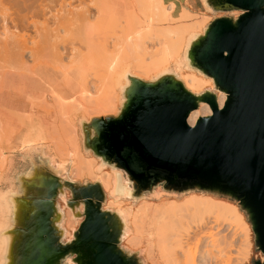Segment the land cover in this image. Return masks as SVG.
<instances>
[{
	"label": "water",
	"instance_id": "95a60500",
	"mask_svg": "<svg viewBox=\"0 0 264 264\" xmlns=\"http://www.w3.org/2000/svg\"><path fill=\"white\" fill-rule=\"evenodd\" d=\"M207 2L215 12H242L237 19H215L189 52L192 65L227 95L224 106L215 93L197 96L172 75L150 82L131 78L120 114L92 119L84 126V143L127 174L136 196L163 185L167 192L235 200L264 255V0ZM202 102L212 114L192 127L189 116ZM56 174L52 167L35 168L21 179L10 264H141L121 249L120 221L104 210L101 186H80ZM66 188L69 208L84 207L67 243L56 226L57 199Z\"/></svg>",
	"mask_w": 264,
	"mask_h": 264
},
{
	"label": "rangeland",
	"instance_id": "374dc122",
	"mask_svg": "<svg viewBox=\"0 0 264 264\" xmlns=\"http://www.w3.org/2000/svg\"><path fill=\"white\" fill-rule=\"evenodd\" d=\"M42 1L43 0H14V1L13 0L12 1L11 0H0V27H1L0 33L3 34V36H5L6 33H7V35H9V33H12V36L16 34L18 37H14V39H17V40H18V38L20 40L23 39L22 42H24V40H25V42L28 41L26 44H29V45H27V46L30 48H31V46H34V49L36 46L35 42L37 43L40 36L43 39H40L38 44H40V42L42 40L44 42V44H41L39 46L41 49H39L38 46H36L39 50H41V52L38 50V52L40 54L37 51H35L37 53L33 52V54L34 53L36 54L35 55L36 57L39 56L37 58L34 55H33V57L30 56L31 54H29V52H31V51L29 49H27L28 51H26V52H24L25 51L24 49H23L24 51L22 50L24 52L23 53L24 57L21 60V62H23L24 58L27 62V64H25L26 65L25 71L22 67V65L25 66L24 63L20 64L21 62H20V60L18 61V59L14 62V59H15L14 54H12L10 52V51H12V49H9V50L4 49V51L3 50L0 51V68H1L0 69V72H1L0 73V91L3 90V88L5 87V84L1 78V76L3 75V73L5 71L21 72V77H18L17 79L13 80V82H10L8 84V88H7L8 92L7 93H9L11 97L6 96L4 99L0 100V109H2V110H0V117L5 116L10 121L9 124H7V126L5 125L4 130H3V127H2L1 122H0V132L2 133V138L8 142V143L7 142L4 143L3 139H2L3 141H1L2 143L0 142V160H2L0 163L1 164L0 165V207L5 205L4 208L6 207V209H7V206L9 204H13V203L17 204V196L19 194L16 191H12L11 189L12 188L14 189L16 187V189H14V190H18L20 192L21 179L23 177H26L27 175H29L30 172H32L35 168L45 169L47 171L48 167H52L57 172L56 175L62 181H70V182H73V183L80 185V186L86 185V184H99L101 186L102 191L106 196V202L104 203V207H103L104 210L115 213L118 220L120 221V225L122 228V237H121L122 241L120 244L121 249L124 250V252H126L128 255H136L138 257L139 261L141 262V264H173L174 260L173 261L170 259L168 260L167 257L164 256L163 254L160 255L159 251L157 250V247L155 244H156V241L158 238L159 228H157V226L155 225L154 214H151L150 211H140V210L138 211V209L141 208L142 206L148 205V206H151L153 209L157 208L160 210V209L169 208V207L174 206V205L182 206V205L186 204L187 202H191L194 200L214 201L216 203L225 204L234 210V212L228 213L226 216V217H228L227 223L231 224V226L234 228V233L225 232L227 227L223 230H220L221 235H225L228 238H231L235 242L233 245V248H232L233 250L228 257L222 258L221 261H219L217 264H254L255 261L264 262V255L262 254V252L258 249V247L256 245L255 234L253 232L252 225L249 221L247 213L240 207L238 202H236L235 200H233L231 198L219 196L217 194L203 193V192H199V191H190V192H185L182 194L174 193V192H167L164 189L163 185L157 186L156 188H154V190L152 192H146L141 197L137 196V198H134V197H129L126 193H123L119 196H114L112 193V188H107L105 186L103 180L101 178H99L100 175L106 174L105 171H110L113 174L124 175V177L126 179H128V176L125 172H122L120 169H117L116 167H113L111 165L106 164V162L103 161L101 158H97L92 151H88L86 149L85 143H84V126H86L94 118L116 117L120 114L121 109H122V105L124 104V91L121 89H122V86L125 82H120L119 83L120 85L116 86V91L119 94V101H118L119 107H118L117 113L116 114H109V113L105 114L104 109L100 108L101 107L100 105H99L100 107L97 106L98 105L97 102H96L97 105L96 104L93 105L94 97H95V99L97 97L98 102H100V100L102 102V99L100 98V96H102L104 94L102 92V89L100 90V88H99L100 86H102V83L100 82V79H99V77L101 76V75L99 76V73H98L99 71L96 72V69H98L99 67H97V65L94 66L96 64V59H94L95 61L88 59L86 62H84L82 64L77 63L75 65L72 64L69 59L74 57V55L71 54L72 52L73 53L77 52V53H79L78 55H82V56L88 55V53L90 51L89 45L91 44V42H96V43L99 42L102 44V43H105L108 41L110 43L116 38V37H114V35L115 36L117 35V37H119L121 44L124 42V40H128L125 36L126 31H123V30H126L127 29L126 24H129L132 21V17L130 18V16H133L132 9H131L132 6H131L130 2L129 3L127 2V0L126 1L125 0H105V3H104V0H98V1L97 0H83V1L82 0H76V1L75 0H64L65 2H68V3L70 2V7H69V4H67L66 5L67 7L64 8L62 5H65L66 3L63 0H61V1H59V0L45 1L44 0L43 2ZM73 1H75V2H73ZM95 1H97L96 2L97 4L100 3V5L106 6V8H108V10L110 7L113 8V9L110 8V10H111V12H110V11H107L106 8H105L106 9V11H105L104 6H103V10L105 12L103 14H106L107 16L111 15V18H113V21L111 18H109L111 20L110 22L107 20V18L109 16L107 17L106 15H103V14L99 16L97 14H94V13H97V9L95 8L96 6L95 7L93 6L95 4ZM116 1H117V4H116ZM120 1H122V2H120ZM33 2H35V3H33ZM54 2H56V3H54ZM62 2L64 4H62ZM185 2H186V4H185ZM191 2H192V0H181V2L179 1L180 6L171 15V17L176 16V15H180L183 11H185L186 7H188L187 4H189ZM40 3H41V5L43 4L42 7H44L46 3L49 6L46 5L47 8L45 7L42 9V8H40L41 7ZM60 3L62 5H60ZM110 3L112 4V6ZM122 3H124V4H122ZM192 3H194L193 8L192 9L190 8V10L194 13L199 14V15H197L198 19L191 22V23L185 24V25H172L169 28V29L174 30V31L179 30V29H182V30L185 29V31H182V32L179 31L178 34L183 39H188V40L192 41V42H189V41L187 42V45H189V48L188 47L184 48L187 51L191 50L192 45L194 44L193 40H196V39H199L200 37H202L205 34L207 27L215 19L224 18V17L237 19L242 14V12H240V11L215 12L212 10V8H211V10H209L208 8H206L205 5H202L201 3L195 4V1ZM35 4L37 7H34ZM52 4L56 5V6H51ZM107 4L109 5V7H107ZM181 4H182V6H181ZM127 5H130V6H127ZM74 6H75V8H74ZM50 7H52V8L50 9ZM86 7L88 10L90 9V12L92 10H94V11H92L94 16L90 17L91 21H92V22L90 21V24H92V29L94 28V30L90 29V31L92 30L89 33L90 35L88 34L86 36V34H84L90 28V27L83 28L84 24H82L81 28H83L82 30H85V32L81 31V29H80L81 32L75 31L74 33L69 34L70 28H68V30H66L67 32H64L65 28H63L62 25L64 24V22L69 20L67 16L65 17V14L68 15L74 10V12L76 13V17L74 16L75 14L74 15L71 14V15H73L74 18L76 20H78V23H79V19L81 17L79 18L77 16L78 15L80 16V13L82 12V10H86ZM35 8H37V9H35ZM38 8H40L42 11L45 10L46 14H45V12H42L41 10H40V12H38V10H39ZM69 8L70 9L72 8V9L69 10ZM66 9L68 12H70V11L71 12L70 13L67 12L68 13L67 14ZM29 10L31 11V15H30ZM34 10H35V12H34ZM55 10L59 11L60 14L63 11L64 16L62 14L61 15L57 14L58 12ZM32 11L34 12V14L36 12H38L39 14L36 13V15H34L32 13ZM50 11H51V13H50ZM52 11L55 12V15L57 14L56 18H58L59 22H57V23H59V26H57L58 24L56 26L53 25L54 20H55V24H56L57 19L56 18L54 19V16H53L54 13ZM41 12L43 14H40ZM37 14H38L39 18L37 16ZM49 14H52V15H49ZM24 16H26V17L28 16V17H27L26 21L23 20L25 22L22 23L21 18ZM31 16L33 18H31ZM48 16H50V17L52 16L53 20H52V18H50ZM59 16L66 18V21H64V19H62V18H59ZM96 16H98V19L95 18ZM43 17H45V18H43ZM6 18L9 19V22H10L11 18L12 19L15 18L16 19L15 21L19 23V25L17 23L16 26L18 25L21 28L20 27L18 28V26H17V27H15L17 29H15L14 27L12 29L11 24H8V26H7L8 30H9V28H11V31H8L3 26V23H2L4 21V19H6ZM19 18L21 19V21L19 20ZM69 18H71V17H69ZM74 18H72V20H74ZM90 18L88 20H90ZM31 19L37 20V23L39 22L38 23L39 26H37L38 28H36V26H35V25H37L36 21H34L36 23L34 25H32L30 23ZM44 19L46 20V22H44L45 21ZM60 19L63 21V24L61 26H60V24H61ZM72 20L69 21L71 25H72V23H71ZM76 20H74V21L77 24ZM127 20H129V21H127ZM47 21H48V23H47ZM106 21L109 22L108 26H106V24H108V23H106ZM126 21H127V23H126ZM32 23H33V21H32ZM81 23H83V22H81ZM111 23L112 24L114 23L113 25L115 26V29H113V31L112 30L111 31L105 30L108 28H105L104 25L106 27H110ZM40 24H41V26L43 25V27L40 28ZM45 24H47L48 29H50L51 27L53 28L54 26L56 28L61 27L59 29V33H56V32H58V30L53 28L54 31L55 30H57V31L56 32L52 31V35H53V33L60 35V31H61L62 32V38L63 37L66 38V41L65 40H64L65 42L63 41L65 44H60L59 51L57 50L59 53H61V55H59L56 50L52 49L53 52L55 51L52 55L56 56L55 57L56 60L53 59L54 57H52L50 55V53H52V52H50V50H51L50 45L47 44L46 41H44L45 38L43 37V34L45 36V33L49 32V30L46 31V29H44L45 28L44 26H46ZM88 24L89 23L87 22L86 25L88 26ZM90 24H89V26H91ZM25 25L26 26L28 25L29 27H26ZM48 25H49V27H48ZM73 25L69 26V24H68V27L74 28ZM77 25H76V28H77ZM101 25H103V26H101ZM66 26L67 25H65L64 27H66ZM116 26L118 29L116 28ZM78 28H80V27H78ZM112 28H114V27L112 26ZM33 29H35V30H33ZM62 29H64V31ZM164 29H166V28H164ZM5 30H6V33L5 34L2 33ZM39 30H41L44 33L42 34V32L41 31L39 32ZM109 30H110V28H109ZM107 31L110 34L105 33ZM36 32H37V34H36ZM76 32H78V34ZM97 32L99 35L97 34ZM64 33H68V34L66 35ZM38 34H39V36H38ZM48 34L49 33H47L46 36ZM72 34L74 35L73 37H72ZM3 36L0 38V40H2V39L6 40V38L4 39ZM60 37H61V35H60ZM31 38H32V40H31ZM62 38H60V39H62ZM91 40H93V41H91ZM150 40L151 39H146V41H148V44H149V42H152ZM32 41H35V42H33L34 45H33ZM52 41H54V40H51L50 44ZM58 41H59V39H58ZM153 42L155 43V41H153ZM59 43H61V42L59 41ZM44 45L46 46L45 49L43 48ZM64 45H66V46H64ZM47 46L50 48H47ZM63 46H64V48H63ZM65 47H66V50H65ZM37 48H36V50H37ZM94 48H95V46H94ZM162 49H164V48L160 47V46L158 47V45L154 48V50H159V53L157 54V57H156L157 59H169L172 56L176 55L175 52L172 51L171 47H166L164 50H162ZM63 50H65L66 52ZM98 50H99V48H98ZM42 52H43V54H42ZM47 52L49 54H47ZM67 52H68V54H67ZM1 53L3 54V56ZM56 54H58V56ZM70 55H72V57ZM57 57H59V58H57ZM139 57L140 56H138L136 54L131 55V53L126 57L122 56V61H120V67H118V78L119 79L124 81V80H129L133 77L132 76L133 75V73H132L133 66L136 63L135 60L139 59ZM33 58H35L34 62H33V60H34ZM47 58H49V59L47 60ZM4 61L6 62L7 65L5 64ZM11 61L13 62V64L11 63ZM54 61H56V63ZM58 61L63 62V65H62V63H59ZM16 62H18V63L20 62L18 64V65H21V66H19V68H22L23 70L22 69L21 70L15 69L18 67L17 65H14V63H16ZM64 63L65 64L67 63V64L65 65ZM147 63H149V62H147ZM8 64H9V67H8ZM10 65H12V66H10ZM28 65H29V67H28ZM99 65H101V63H99ZM15 66H17V67H15ZM32 66L34 68H36L35 70L37 72L42 70L43 73H42V71L39 73L40 74L42 73L41 74L42 77L47 80V85L49 86L48 88L49 89H55L54 91H52L50 93V96L48 94H46V95H35V96L30 95V87H31V85H33L32 83L34 80V75L29 74L30 72L28 73L27 69L29 68V70H30V67H32ZM102 67H100V68H102ZM44 70H45V72H44ZM46 71H47V73H46ZM102 71H100V72L103 74L104 71L103 72ZM142 79H144V78H142ZM208 79L213 81V78L208 77ZM144 81L150 82L148 79H144ZM153 81H155V79H153ZM84 82L88 83V84H86L87 88L89 87L88 89H86V85L83 86ZM90 82H94V83L92 84ZM95 83H98V84H96L97 86H95ZM66 84L69 86L71 85V86L68 87ZM89 85H91V86H89ZM195 89H196V95L197 96H200L205 92L215 93L217 95V100H218V104L220 107L221 102H222L221 99L224 98L223 95H225V93L217 91L215 88L213 91H208V87L205 86L204 84L203 85L195 84ZM58 90H60V91L63 90L62 93H65V96L67 97V103H69V102L73 103L76 100L75 101V107L74 106L71 107V109L73 107L75 108V110L73 108V111H75V112H72V111H71L72 113L70 112L71 115H69L70 116L69 122H67V121L63 122V119L58 118L57 115H56V121H54L55 120V114H54V112H52V110H53V108H54V110L56 109L55 108L56 105L54 103L55 102H56V104H58V103H57V101L53 100L52 96H54V94H56V91L59 92ZM107 90H108V92H110L109 89H107ZM94 92H95V94L96 93L97 94L96 95L93 94ZM89 94H91V95L89 96ZM114 95L115 94H113V96ZM39 96H41V97H39ZM81 96H82V98H81ZM18 97H20V98H18ZM98 97L100 98V100L98 99ZM111 97L112 96L108 97V99ZM10 98H14V99H16V101H12ZM30 98L33 99V103L35 101V103H34L35 106L33 108H31V110H30ZM43 98H44V101H43ZM79 99H81L82 101ZM112 99H113V97H112ZM112 99H110L111 104L114 102V101H112ZM91 100H93L92 103H91ZM87 101H90V102L88 103ZM224 101H226V99H224ZM86 102L88 104H86ZM21 103L22 104L24 103V106L27 108V109L25 108L26 111H24L26 113H24L23 111L21 113V111H19V109H16L17 104L20 105ZM28 103H29V105H28ZM41 103H42V105H41ZM94 103H95V101H94ZM43 104H46V105H44L45 107H43ZM102 104L104 105L103 102H102ZM80 106H82V107L80 108ZM105 107H106V105H105ZM199 109L202 112H207V108H204L202 103H200ZM3 110H5V111H3ZM88 110H89V112H88ZM94 110H95V112H94ZM88 113L89 114L92 113V114L88 115ZM103 113H104V115H103ZM97 114H99V115H97ZM29 115H31L32 117L36 116L37 119L35 117H34V119H36L37 121L39 120L38 123L39 122L41 123V120L42 121L45 120V121H43L42 124H39V125L37 124V126L40 127L42 131L40 129H37L36 131L32 132L33 134L31 133L34 136V132H37V133H35V136H34L35 138L33 136H31L33 138V140L35 141V145H33L31 148H28L25 146L26 147L25 148L22 145L23 144L22 139H24V137L26 136L25 127L19 123L20 121L18 120V118H20V117L30 118ZM58 121L60 123H62V122L65 123V124L62 123L64 128L67 127L66 123H69L70 125H68L69 127L62 130L63 127L60 128L61 126H58V125H60V123ZM46 122H47V124H46ZM64 125H66V126H64ZM48 126H51V127H49L50 129H48ZM54 126H56V128H54ZM68 128L70 130V133H69V130H67ZM59 129H61L62 131ZM72 129H73V131H72ZM44 130L46 131V134L44 133ZM51 130H52L53 135L52 134L50 135ZM56 133H58V135ZM48 134L50 136H54L53 139L57 143L59 142V144H60L59 147H58V144L55 147V145H56L55 141L52 140V137L48 136ZM61 134H63V135H61ZM43 136H45V139ZM42 137H43V139H42ZM53 142H54V144H52ZM52 145L55 147V149ZM57 148H60V149H57ZM58 150H60V152H58V154H57ZM63 152H64V154H63ZM56 154H57L58 159L56 158L57 163L54 164V166H53V165H51L52 159H53L52 156L53 155L56 156ZM60 154H62V156ZM66 154L69 157L66 156ZM59 155L61 156V158L58 157ZM64 157H68V158H64ZM5 159H7L9 161V169L7 171H3V164H4ZM60 159L63 162H60ZM90 162L93 163L94 169L89 167L88 163H90ZM61 164H63V167H60ZM98 175H99V177H98ZM8 193H11V194H8ZM59 194H60V196L57 199L58 213H57L56 226L61 233V237L64 238V242L67 243V242H70L74 239L75 233L78 230V228H79V226L83 220V218H80V215H82L84 207L82 205L80 208L76 209V211L73 210L72 208H69L67 203L70 200H72V193L69 189L66 188V189H64V193L60 192ZM2 200H3V202H2ZM6 209H5V211H7ZM1 221H2V219H0V222ZM13 222L15 223V220H13ZM6 223H7L6 225L8 227L0 232V264H8L6 261V252L5 251L8 248L10 249V247H12L11 244L13 243V241L15 239L14 234L11 233V230H13V228H14V224H12L10 222H6ZM217 231H218L217 228H215L214 233H216ZM160 256H162V257H160ZM164 257H166V259H164ZM67 264H72V260L68 259ZM174 264H184V263L181 260V261H176ZM206 264H215V263L214 262H207Z\"/></svg>",
	"mask_w": 264,
	"mask_h": 264
},
{
	"label": "bare ground",
	"instance_id": "6f19581e",
	"mask_svg": "<svg viewBox=\"0 0 264 264\" xmlns=\"http://www.w3.org/2000/svg\"><path fill=\"white\" fill-rule=\"evenodd\" d=\"M12 1V0H11ZM14 1V0H13ZM44 1V0H43ZM42 1V2H43ZM45 1H48V0H45ZM55 1V0H54ZM59 1H61V0H59ZM64 1V0H63ZM76 1V0H75ZM75 1H73V2H75ZM83 1V0H82ZM98 1V0H97ZM97 1H95V4L93 5L96 9H97V13H94V14H97V15H102L103 13H105L104 12V10H103V6L104 5H100V3L99 4H97L96 2ZM126 1V0H125ZM195 1V4H199V3H201L202 5H205L206 6V8H208L209 10H211V7L208 5V2H207V0H192V2H194ZM24 2V1H23ZM52 2V1H51ZM57 2V1H56ZM56 2H54V3H56ZM65 2V1H64ZM114 2V1H113ZM120 2H122V1H120ZM127 2L129 3L130 2V4H131V6H132V14H133V16H130V18L132 17V21L129 23V24H126V30H123V31H126L125 32V36H126V38L128 39V40H124V42L121 44L120 43V40H119V37H117V35L115 36L114 35V37H116L112 42H105V43H99V42H91V44L89 45V49H90V51H89V53H88V55H86V56H82V55H78L79 53H71V54H73L74 55V57H72V55H70L72 58H70L69 60L71 61V63L72 64H77V63H79V64H82V63H84V62H86L88 59L89 60H93V61H95L94 59H96V64L94 65V66H96L97 65V67H99L98 69H96V72L97 71H99L98 73H99V79H100V82L102 83V86H100L99 88H100V90L102 89V92L105 94H103L102 96H100V98L102 99V102L104 103V105L102 104V102H101V100H100V98L98 97V99L100 100V102H98V100H97V97H96V99H95V97H94V101H95V103H94V101L93 100H91V103H92V101H93V105L94 104H96V102H97V106L98 107H100V108H102V109H104V113L106 114V113H109V114H116L117 113V110H118V107H119V94L117 93V91H116V86L117 85H120L119 83L120 82H125L124 84H123V86H122V89L121 90H123L124 91V95H125V92H126V90L129 88V86L131 85V80L129 79V80H121V79H119L118 78V67H120V61H122V56H124V57H126V56H128L130 53H131V55H134V54H136V55H138V56H140L139 57V59H136L135 61H136V63H135V65L133 66V70H132V73H133V77L132 78H138V79H142V78H144V79H148L149 81H153V79H155V80H157V79H159V78H161V77H163V76H166V75H172V76H174V77H176L178 80H180L182 83H183V85L185 86V88L187 89V90H189L190 92H192L193 94H195L196 95V89H195V84H198V85H205V86H207L208 87V91H213L214 90V88H215V84H214V80L212 81V80H209L208 79V77L202 72V71H200L199 69H197V68H195L193 65H192V62H191V59H190V57H189V52L190 51H187V50H185L184 48L185 47H188L189 48V45H187V42L189 41V42H192V41H190V40H188V39H183L179 34H178V32L179 31H185V29L184 30H182V29H179V30H176V31H174V30H171V29H169L172 25H185V24H188V23H191V22H193V21H195V20H197L198 18H197V15H199V14H197V13H194V12H192L191 10H190V8L192 9L193 8V4L194 3H189V4H187L188 5V7H186V9H185V11H183L180 15H176V16H172L171 17V15L176 11V9L180 6V3H179V0H127ZM13 3V2H12ZM31 3V2H30ZM33 3H35V2H33ZM59 3V2H58ZM66 4L65 5H62V4H64L63 2H62V4L60 3V5H62L64 8H66L67 6V4H69V7H70V2L68 3V2H65ZM78 3V2H77ZM82 3V2H81ZM104 3H105V0H104ZM103 4V3H102ZM111 4V3H110ZM116 4H117V1H116ZM115 4V5H116ZM122 4H124V3H122ZM126 4V3H125ZM32 5V4H31ZM38 5V4H37ZM40 5H41V3H40ZM47 3L45 4V6L44 7H42L43 6V4L41 5V7L40 8H47V6H49V5H47ZM74 5V4H73ZM6 6V5H5ZM12 6V5H11ZM51 6H56V5H51ZM111 6H112V4H111ZM127 6H130V5H127ZM181 6H182V4H181ZM34 7H37L36 6V4H35V6ZM33 7V8H34ZM61 7V6H60ZM59 7V8H60ZM62 7V8H63ZM107 7H109V5L107 4ZM40 8H38L39 10H38V12H40ZM52 7H50V9H51ZM56 8V7H55ZM58 8V9H59ZM74 8H75V6H74ZM91 8V7H90ZM94 8V9H95ZM106 8V6H104V9ZM110 8H112V7H110ZM110 8H109V10H108V8H106L107 9V11H110L111 12V10H110ZM4 9V8H3ZM35 9H37V8H35ZM54 9V8H53ZM72 9V8H71ZM70 8H69V10H71ZM80 9V8H79ZM106 9H105V11H106ZM113 9V8H112ZM130 9V10H131ZM65 10V9H64ZM82 10V9H81ZM92 10V9H91ZM12 11V10H11ZM30 11V10H29ZM42 11V10H41ZM55 11H57V10H55ZM76 11V10H75ZM80 11V10H79ZM92 11H94V10H92ZM91 11V12H92ZM34 12H35V10H34ZM34 12L32 11V13L34 14ZM38 12H36V13H38ZM42 12H45V14H46V11L45 10H43ZM40 13V14H43V13ZM53 12V11H52ZM58 13L57 14H60L59 13V11H57ZM68 11H67V9H66V13H67ZM71 12V11H70ZM70 12H68V13H70ZM74 10L70 13V14H68V15H66L65 14V17L67 16L68 17V21H66V18H63L62 16L60 17L59 16V18H62V19H64V21H66V22H64V24H63V21L60 19V26L63 24L64 26L65 25H67L66 27H64L63 25H62V27L63 28H65V31H64V29H62L64 32H67L66 30H68V28H70L69 29V34L70 33H74L75 31H80V29H81V31H84L85 32V30H82L83 28H87V27H90L89 28V30H87L84 34H86V36L92 31V30H94V28L92 29V24H90V21H91V16H94V14H93V12L91 13L90 12V9L88 10L87 9V7H86V10H82V12L80 13V16L78 15L77 17H81L80 19H79V23H78V20H76L75 18H74V16L76 17V13L74 12ZM14 13V12H13ZM25 13V12H24ZM36 13L34 14V15H36ZM50 13H51V11H50ZM54 13V14H53ZM52 14H53V16H54V19L57 17L56 15H55V12H53ZM65 13V12H64ZM130 13V12H129ZM39 14V13H38ZM38 14H37V16H38ZM52 14H49V15H52ZM63 16H64V14H63V11H62V13H61ZM60 14V15H61ZM71 14H75L74 16L73 15H71ZM114 14V13H113ZM5 15V14H4ZM27 15V14H26ZM30 15H31V11H30ZM33 15V16H34ZM71 15V16H70ZM103 15H106V14H103ZM22 16V15H21ZM41 16V15H40ZM44 16V15H43ZM73 16V17H72ZM107 16V15H106ZM109 16V15H108ZM107 16V17H108ZM3 17V16H2ZM10 17V16H9ZM28 17V16H27ZM27 17L26 16H24V17H20L21 19H22V23L23 22H25L26 21V19H27ZM48 17H50V16H48ZM69 17H71V18H69ZM106 17V18H107ZM142 17V18H141ZM4 18V17H3ZM19 18V20L21 21V19ZM31 18H33L32 16H31ZM38 18H39V16H38ZM41 18V17H40ZM43 18H45V17H43ZM50 18H52V16L50 17ZM72 18H74V20H76L77 21V24H76V22L74 21V20H72ZM90 18V20H88ZM95 18H97L98 19V16H96ZM109 18H111V15L107 18V20L110 22L111 20L109 19ZM7 19V18H6ZM4 19V21L2 22L3 23V26L8 30V24H11V26H12V29H13V27L15 28V27H17L18 25H19V23L18 22H16L15 20V18L14 19H10V22H9V19ZM36 19V18H35ZM57 20H56V24H55V20H54V24L53 25H57V26H59V23H57V22H59L58 21V18H56ZM112 19V21H113V18H111ZM18 20V19H17ZM18 20V21H19ZM23 20H25V21H23ZM45 20V19H44ZM50 20V19H49ZM48 20V21H49ZM52 20H53V18H52ZM70 20H72L71 21V23H72V25L74 26V28L73 27H68V24H69V26H72L71 24H70ZM96 20V19H95ZM105 20V19H104ZM131 20V19H130ZM30 21V20H29ZM32 21H33V23H32ZM34 21H36V23H37V20H33V19H31V24L32 25H34V24H36ZM48 21H47V23H48ZM51 21V20H50ZM75 23H74V22ZM83 22V23H81V22ZM127 21H129V20H127ZM127 21H126V23H127ZM44 22H46V20L44 21ZM69 22V23H68ZM87 22L91 25V26H89V24H88V26L86 25L87 24ZM92 22V21H91ZM98 22V21H97ZM109 22H107L106 21V23H108V24H106V26H108L109 25ZM18 23V25L16 26V24ZM21 23V22H20ZM21 23V24H22ZM39 23V22H38ZM38 23H37V25H35L36 26V28H38L37 26H39L38 25ZM44 24V23H43ZM50 24V23H49ZM82 24H84L83 25V28H81V26H82ZM97 24V23H96ZM114 24V23H113ZM112 23H111V25L114 27V28H112V26L110 25V27H106L105 25H104V27L105 28H108V29H105V30H108V31H113V29H115V26L113 25ZM46 26H44L45 28L44 29H46V31H48L49 30V32H47V33H49L47 36H46V34L47 33H45V36H44V32H42L41 30H39V32L41 31L42 32V34H43V37L46 39H44V41H46V43L47 44H49L50 45V47H51V50H50V52H52V53H50V55L52 56V57H54L53 59H55L56 60V56H53L52 54L55 52H53L52 51V49H54V50H58L59 51V48H60V44H65L64 42L66 41V38L65 37H63L62 38V32L60 31V35H61V37H60V35H58V34H56V33H59V29L61 28V27H53V28H55V29H57L58 30V32H56L57 30H55L54 31V29L51 27L50 29H48L47 28V24H45ZM76 25H77V28H76ZM86 25V26H85ZM10 26V25H9ZM10 26V27H11ZM26 26V25H25ZM94 26V25H93ZM101 26H103V25H101ZM3 27V28H4ZM20 26H18V28H19ZM26 27H29L28 25L26 26ZM41 27H43V25L41 26V24H40V28ZM48 27H49V25H48ZM78 27H80V28H78ZM120 27V26H119ZM4 28V29H5ZM21 28V27H20ZM24 28V27H23ZM35 28V27H34ZM39 28V29H40ZM109 28H110V30H109ZM112 28V29H111ZM116 28H117V26H116ZM164 28H166V29H164ZM0 29H1V27H0ZM15 29H17V28H15ZM14 29V30H15ZM26 29V28H25ZM53 29V30H52ZM74 29V30H73ZM90 29H92L91 31H90ZM118 29V28H117ZM116 29V30H117ZM125 29V28H124ZM29 30V29H28ZM33 30H35V29H33ZM38 30V29H37ZM36 30V31H37ZM43 30V29H42ZM8 31H11V28H9V30ZM7 31V32H8ZM45 31V32H46ZM51 31V32H50ZM52 31L53 32H56V33H53V35H52ZM72 31V32H71ZM80 31V32H81ZM108 31L107 32H105V33H108ZM187 31V30H186ZM13 32V31H12ZM78 32H76L77 34H78ZM88 32V33H87ZM94 32V31H93ZM92 32V33H93ZM2 33H6V30L5 31H3ZM9 33V32H8ZM95 33V32H94ZM1 34V33H0ZM36 34H37V32H36ZM64 34H68V33H64ZM81 34V33H80ZM97 34H98V32H97ZM108 34H110V33H108ZM116 34V33H115ZM10 35V36H9ZM9 35H7V33H6V35L5 36H3V34H1L0 35V38L3 36V38L5 39L6 38V40H0V51L1 50H3L4 51V49L6 50H9V49H12V51L14 52H12V51H10L12 54H14V62L18 59V61L20 60V62H21V60L23 59V53L24 52H26V51H28L27 49H29L31 52H29V54H31L30 56H32L33 57V55L35 56L36 54L35 53H37L38 52V50L39 49H41L39 46L41 45V44H44V42H43V40L40 42V44H38V42L40 41V39H43V38H41V36H40V38H39V40L37 41V43L35 42V41H32V43L33 42H35V45L36 46H38V48L35 46V49H34V46H31V48L30 47H28L27 45H29V44H26L27 42H25V40H24V42H22V40L23 39H19L18 38V40L17 39H14V37H18L16 34L15 35H13L12 36V33H9ZM41 35V34H40ZM90 35V34H89ZM99 35V34H98ZM7 36V37H6ZM38 36H39V34H38ZM70 36V35H69ZM68 36V37H69ZM74 35L72 34V37H73ZM62 38V39H60V38ZM67 37V36H66ZM71 37V36H70ZM33 38V37H32ZM32 38H31V40H32ZM104 38V37H103ZM51 40H54V41H52L51 42V44H50V41ZM58 39H59V41L61 42V43H59V41H58ZM99 39V38H98ZM97 39V40H98ZM146 39H151L150 41H152V42H149V44H148V41H146ZM65 40V41H64ZM198 39H196V40H193L194 41V43L197 41ZM64 41V42H63ZM91 41H93V40H91ZM153 41H155V43L153 42ZM54 42V43H53ZM58 42V43H57ZM102 42V41H101ZM22 43V44H21ZM24 43V44H23ZM45 43V44H46ZM46 44V45H47ZM32 45V44H31ZM33 45H34V43H33ZM158 45V47L160 46V47H163L164 49L166 48V47H171V49H172V51L173 52H175V54L176 55H174V56H172L171 58H169V59H157L156 57H157V54L159 53V50H154V48L156 47ZM26 46V47H25ZM64 46H66V45H64ZM64 46H63V48H64ZM94 46H95V48L97 49H95L94 48ZM23 47V48H22ZM45 45H44V49H45ZM50 47H48L47 46V48H50ZM56 47V48H55ZM26 48V49H25ZM36 48H37V50H36ZM98 48H99V50H98ZM25 51H24V50ZM43 49V50H44ZM95 49V50H94ZM164 49H162V50H164ZM24 52H23V51ZM33 50V51H32ZM42 50V51H43ZM48 50V51H49ZM65 50H66V47H65ZM65 50H63V51H65ZM2 51V52H3ZM35 51H37V52H35ZM40 52H41V50H39ZM57 51V53L59 54V55H61V53H59ZM73 51V50H72ZM97 51V52H96ZM8 52V51H7ZM33 52H35L34 54H33ZM61 52V51H60ZM66 52V51H65ZM71 52V51H70ZM10 53V54H11ZM39 53V52H38ZM2 54V53H1ZM11 54V55H12ZM40 54V53H39ZM42 54H43V52H42ZM45 54V53H44ZM47 54H49L48 52H47ZM58 54H56L57 56H58ZM64 54V53H63ZM67 54H68V52H67ZM66 54V55H67ZM2 56H3V54H2ZM31 57V58H32ZM36 57V56H35ZM37 57H39V56H37ZM36 57V58H37ZM88 57V58H87ZM2 58V57H1ZM11 58V59H12ZM57 58H59V57H57ZM7 59V58H6ZM10 59V58H9ZM34 60H33V62L35 61V58H33ZM49 58H47V60H48ZM8 60V59H7ZM61 60V59H60ZM10 61V60H9ZM8 61V62H9ZM62 61V60H61ZM5 62V61H4ZM19 62V63H20ZM26 62V60H25V58H24V60H23V62H21L20 64H22V63H24V65L25 64H27V62ZM55 63H56V61H54ZM59 63H62V65H63V62H60V61H58ZM89 62V61H88ZM101 63V65L103 66H101V65H99V63ZM147 62H149V63H147ZM11 63L13 64V62L11 61ZM18 62H16V63H14V65H17V66H15V67H17V68H15V69H22V68H19V66H21V65H18L19 64ZM51 63V62H50ZM58 63V64H59ZM98 63V64H97ZM5 64H6V62H5ZM10 64V63H9ZM9 64H8V67H9ZM37 64V63H36ZM65 64V63H64ZM67 64V63H66ZM65 64V65H66ZM70 64V63H69ZM2 65V64H1ZM7 65V64H6ZM13 65V66H14ZM30 65V64H29ZM29 65H28V67H29ZM10 66H12V65H10ZM6 67V66H5ZM4 67V68H5ZM22 67H23V69H24V71H25V69H26V65L25 66H23L22 65ZM96 67V68H97ZM100 67H102V68H100ZM12 68V67H11ZM45 68V67H44ZM49 68V67H48ZM1 69V68H0ZM22 69V70H23ZM36 68H34L33 66L32 67H30V70H29V68L27 69L28 71V73L30 72L31 74H34V75H38L37 77H40V78H42L43 80H44V82L47 84V80L46 79H44L43 77H42V73H43V71L42 70H40L39 72H41L42 71V73L40 74L39 72H37L36 70H35ZM50 69V68H49ZM47 70V69H46ZM104 72H103V71ZM2 71V70H1ZM51 71V70H50ZM68 71V70H67ZM66 71V72H67ZM100 71H102L103 72V74L100 72ZM5 72H7V71H5ZM44 72H45V70H44ZM69 72V71H68ZM1 73V72H0ZM29 73V74H30ZM39 73V74H38ZM46 73H47V71H46ZM101 73V74H100ZM48 75V74H47ZM50 75V74H49ZM54 77V76H53ZM71 77V76H70ZM1 78H3V75L1 76ZM27 78V77H26ZM144 79H142V80H144ZM4 80V79H3ZM40 80V79H39ZM42 81V80H41ZM43 82V83H44ZM7 83V82H6ZM90 83H94V82H90ZM86 84H88V83H86V82H84V84H83V86H85ZM96 84H98V83H95V86H97ZM89 86H91V85H89ZM94 86V87H95ZM89 88V87H88ZM87 88V85H86V89H88ZM96 88V87H95ZM98 88V87H97ZM111 88V89H110ZM104 89V90H103ZM107 89H109V91L110 92H108V90ZM45 90V89H44ZM55 89H49L48 87L46 88V90H45V92H46V94H48L49 96H50V93L52 92V91H54ZM85 90V89H84ZM107 90V91H106ZM41 91V90H40ZM59 92H57L56 91V94H54V96H52V98H53V100L54 101H57V103L58 104H56V102L54 103L56 106H55V110H54V108H53V110H52V112H54V114H55V120L54 121H56V115H57V117L58 118H60V119H63V122H65V121H67V122H69V115H71L70 114V112L72 111V112H75V111H73V108L75 107V101L73 102V103H67V97L65 96V93H62V91H60V90H58ZM86 91V90H85ZM100 92V91H99ZM122 92V91H121ZM93 94H95V92L93 93ZM97 94V93H96ZM95 94V95H96ZM113 94H115L114 96H113ZM45 95V94H44ZM88 95V94H87ZM91 94H89V96H90ZM99 95V94H98ZM117 95V96H116ZM123 95V94H122ZM85 96V95H84ZM104 96V97H103ZM110 96H112L113 97V99H112V97L111 98H109L108 99V97H110ZM224 96V98L223 99H221V105H220V108H222L223 106H224V104H225V102L226 101H224V99H227V95L225 94V95H223ZM39 97H41V96H39ZM87 97V96H86ZM93 97V96H92ZM18 98H20V97H18ZM35 98V97H34ZM46 98V97H45ZM81 98H82V96H81ZM123 98V97H122ZM56 99V100H55ZM110 99H112V101H114L112 104H111V100ZM47 100V99H46ZM79 100H81V99H79ZM97 100V101H96ZM123 100V99H122ZM43 101H44V98H43ZM82 101V100H81ZM121 101V100H120ZM125 101H126V98H125V96H124V103H125ZM46 102V101H45ZM84 102V101H83ZM88 103L90 102V101H87ZM86 102V104H88ZM26 103V102H25ZM34 103H35V101H34ZM33 103V99H31L30 98V110H31V108H33L34 106H35V104ZM38 103V102H37ZM90 103V104H91ZM27 104V103H26ZM40 104V103H39ZM69 104V105H68ZM89 104V105H90ZM116 104V105H115ZM28 105H29V103H28ZM41 105H42V103H41ZM44 105H46V104H43V107H45ZM48 105V104H47ZM100 105V106H99ZM105 105H106V107H105ZM115 105V106H114ZM202 105H203V107L204 108H207V112H202L199 108L197 109V110H195V111H193L191 114H190V116H189V119H188V123H189V125L190 126H195L196 125V123L198 122V120L200 119V118H202V117H206V116H210L211 114H212V110H211V108H210V106L208 105V104H206V103H203L202 102ZM208 105V106H207ZM72 106H74L72 109H71V107ZM42 107V108H43ZM82 106H80V108H81ZM26 107L24 106V103L22 104H17V109H19V111H21V113H22V111L24 112V111H26V109H25ZM39 109V108H38ZM48 109V108H47ZM78 109V108H77ZM101 109V110H102ZM29 110V109H28ZM74 110H75V108H74ZM71 112V113H72ZM88 112H89V110H88ZM93 112V111H92ZM94 112H95V110H94ZM93 112V113H94ZM24 113H26V112H24ZM97 113V112H96ZM104 113H103V115H104ZM90 114H92V113H90ZM89 113H88V115H90ZM32 115V114H31ZM31 115H29V117L30 118H27V117H20V118H18V120L20 121L19 123L20 124H22L24 127H25V132H26V136L24 137V139H22V145L25 147H28V148H31L33 145H35V141L33 140V138L31 137V136H33L32 134V132L33 131H36L37 129H40L41 130V128L40 127H38L37 126V124L39 125V124H42L43 123V121H45V120H41V123L39 122L38 123V121L36 120L37 118H36V116H34L36 119H34V117H32ZM97 115H99V114H97ZM20 116V115H19ZM44 119V118H43ZM54 119V118H53ZM53 121V122H54ZM60 121V120H59ZM58 121V122H59ZM0 122H1V125H2V127H3V130L5 129V125L7 126V124H9V120H8V118L7 117H5V116H1L0 117ZM62 122V121H61ZM62 122V123H63ZM60 123V122H59ZM60 123V125H58V126H61L60 128H62L63 127V124H65V123ZM46 124H47V122H46ZM52 124V123H51ZM62 124V125H61ZM56 125V124H55ZM66 125H67V127H69L68 125H70L69 123H66ZM66 125H64V126H66ZM49 127H51V126H48V129H50ZM67 127H65V128H67ZM54 128H56V126H54ZM64 127H63V129L62 130H64L65 129ZM47 129V130H48ZM52 129V128H51ZM71 129V128H70ZM53 130V129H52ZM52 130L50 131V135L52 134ZM59 130H61V129H59ZM61 130V131H62ZM67 130H69V128L67 129ZM42 131V130H41ZM49 131V130H48ZM57 131V130H56ZM55 131V132H56ZM72 131H73V129H72ZM71 131V132H72ZM40 132V131H39ZM58 132V131H57ZM68 132V131H67ZM32 133V134H31ZM35 133H37V132H34V136H35ZM44 133L46 134V131L44 130ZM66 133V132H65ZM69 133H70V130H69ZM75 133V132H74ZM57 135H58V133H56ZM37 135V134H36ZM42 135V134H41ZM49 134H48V136H50ZM53 135V134H52ZM56 135V136H57ZM61 135H63V134H61ZM33 136V137H34ZM44 137V139H45V136H43ZM43 137H42V139H43ZM50 137H52V140H54L53 139V137L54 136H50ZM35 138V137H34ZM39 138V137H38ZM59 138V137H58ZM0 142L1 141H3L4 139L2 138V133L0 132ZM3 139V140H2ZM57 139V138H56ZM49 140V139H48ZM47 140V141H48ZM60 140V139H59ZM46 141V140H45ZM50 141V140H49ZM55 141V140H54ZM4 143L5 142H7V141H3ZM39 142V141H38ZM37 142V143H38ZM51 142V141H50ZM62 142V141H61ZM2 143V142H1ZM8 143V142H7ZM40 143V142H39ZM49 143V142H48ZM55 143H56V145H55V147L57 146V144H58V147L60 146V144H59V142L57 143L56 141H55ZM63 143V142H62ZM61 143V144H62ZM52 144H54V142L52 143ZM4 145V144H3ZM9 145V144H8ZM53 146V145H52ZM25 147V148H26ZM54 147V146H53ZM55 147H54V149H55ZM61 148V147H60ZM60 148H57V149H60ZM56 149V150H57ZM58 152H60V150H58L57 151V154H58ZM62 152V151H61ZM56 153V152H55ZM57 154H56V156L55 155H53L52 156V164L51 165H53L54 166V164H56L57 162H56V158H57ZM63 154H64V152H63ZM32 155V154H31ZM61 156H62V154H60ZM58 156V157H60L61 158V156ZM66 156H68L67 154H66ZM69 157V156H68ZM68 157H64V158H68ZM63 158V157H62ZM58 159V158H57ZM1 161L2 160H0V163H1ZM104 161V160H103ZM60 162H63V161H61V159H60ZM106 162V161H105ZM44 164V163H43ZM89 164V167L90 168H92V169H94V165H93V163H88ZM106 164H108V163H106ZM1 165V164H0ZM111 166H113V165H111ZM60 167H63V164H61L60 165ZM113 167H115V166H113ZM9 169V161L7 160V159H5L4 160V164H3V171H7ZM118 169V168H117ZM105 175H100V177H99V175H98V177L99 178H101L102 180H103V182H104V184H105V186L107 187V188H112V193H113V195L114 196H119V195H121V194H123V193H126L129 197H134V198H137V196H136V194L134 193V191H133V188H132V185L130 184V182H129V180L128 179H126L125 177H124V175H121V174H113V173H111L110 171H105ZM97 177V176H96ZM14 189H16V187L14 188ZM13 188L11 189L12 191H16L18 194L20 193L18 190H14ZM8 194H11V193H8ZM12 197V196H11ZM2 202H3V200H2ZM4 205V204H3ZM5 206V205H4ZM4 206H2V207H0V219H2V221L0 222V232L1 231H3L4 229H6L8 226L6 225L7 223L6 222H10V223H12V224H15L14 222H13V220H15L16 221V216H17V212H18V207H19V204L17 203V204H9L8 206H7V209H6V207L4 208ZM5 209L7 210V211H5ZM150 211V213L151 214H154V217H155V220H154V222H155V225L157 226V228H159V233H158V238H157V241H156V247H157V250L159 251V254L160 255H164V256H166L167 257V259L169 260H174L173 262L175 263L176 261H183V263L184 264H206L207 262H214L215 264H217L219 261H221V259L222 258H224V257H228L230 254H231V252H232V248H233V245H234V241L231 239V238H228L227 236H225V235H221L220 234V230H223V229H225L226 227V231L225 232H228V233H234V228L231 226V224H229V223H227V219H228V217H226L227 216V214L228 213H231V212H234V210L231 208V207H229V206H227V205H225V204H221V203H216V202H214V201H209V200H206V201H198V200H194V201H191V202H187L186 204H184V205H182V206H177V205H174V206H171V207H169V208H165V209H157V208H152L151 206H142L141 208H139L138 209V211ZM156 214V215H155ZM208 215V216H207ZM4 219V220H3ZM10 226V225H9ZM215 228H217V232L216 233H214V229ZM14 238H15V236H14ZM13 244V243H12ZM11 244V245H12ZM11 248L12 247H10V249L8 248L5 252H6V261H7V263L9 264L10 262H11V258H10V254H11ZM157 251V252H158ZM161 252V253H160ZM9 255V256H8ZM160 257H162V256H160ZM166 257H164V259H166ZM167 260V261H168ZM169 262V261H168ZM171 263V262H170ZM173 263V264H174Z\"/></svg>",
	"mask_w": 264,
	"mask_h": 264
},
{
	"label": "crops",
	"instance_id": "0c3cea01",
	"mask_svg": "<svg viewBox=\"0 0 264 264\" xmlns=\"http://www.w3.org/2000/svg\"><path fill=\"white\" fill-rule=\"evenodd\" d=\"M181 2V0H179ZM186 4V2H185ZM31 74V73H30ZM34 75V74H32ZM38 76V75H37ZM36 75H34V80H33V85H31L30 87V95L35 96V95H46V88L49 87L42 78L37 77ZM18 77H21V72H12V71H7L3 73V78L2 81L5 84V87L3 88V90L0 91V100L4 99L6 96H10L9 93H7V88H8V84L10 82H13V80L17 79ZM4 79V80H3ZM40 79V80H39ZM42 80V81H41ZM7 82V83H6ZM44 82V83H43ZM64 84V83H63ZM65 85V84H64ZM67 85V84H66ZM68 87H70L69 85H67ZM45 89V90H44ZM69 89V88H68ZM41 90V91H40ZM11 97V96H10ZM12 101H16V99L14 98H10ZM17 109V106H16ZM2 110V109H0ZM5 111V110H3ZM18 111V110H17Z\"/></svg>",
	"mask_w": 264,
	"mask_h": 264
}]
</instances>
